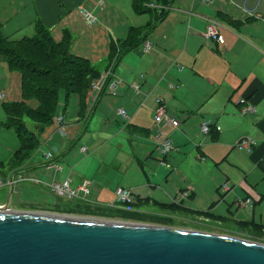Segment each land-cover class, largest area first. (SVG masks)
<instances>
[{
    "label": "crops",
    "instance_id": "crops-1",
    "mask_svg": "<svg viewBox=\"0 0 264 264\" xmlns=\"http://www.w3.org/2000/svg\"><path fill=\"white\" fill-rule=\"evenodd\" d=\"M131 1L128 7L120 0L122 6L113 10L111 0H105L104 9L97 7L96 0H0V33L15 35L26 28L35 33V23L40 22L59 40L64 31L74 32L76 8L86 5L102 25L101 30L98 27L90 31L92 40L87 52L94 57L98 40L101 44L104 39L108 41L100 54L107 57L98 66L102 71L111 41L125 38L129 27H143L149 22L148 14L133 11ZM165 9L166 15L145 33L144 42L128 50L111 70L117 86L115 95H100L88 117V99L84 116L78 100L77 108L64 121L66 134L60 137L54 124L39 147L49 145L54 157L61 160L63 150L79 141L83 156L73 161L66 178L71 186L86 182L90 193L77 201L107 206L113 202L115 189L125 187L134 197L133 213L168 208L174 203L208 213L194 215L234 228L221 229L225 234L262 240L254 233L264 234V190L259 188L260 177L264 183V1L170 0ZM208 21L216 22L222 44L204 37ZM146 42L148 49L144 47ZM0 71L6 77L13 70L0 61ZM132 83L138 85V90ZM169 84L175 88L170 89ZM0 90L6 92L4 87ZM157 98L162 99L165 112L179 121L176 127L166 123L156 126L153 115ZM243 104L255 105L256 111L240 113ZM121 109L125 116L120 114ZM63 115L65 120L66 111ZM205 120L212 125L208 135L200 132ZM57 136L63 142H53ZM242 136L255 141L250 154L234 148ZM164 137L173 145L166 156L158 149ZM58 146L64 147L60 154ZM18 147L7 163L0 161V186H11L14 174L9 172V164ZM83 147L86 151L81 150ZM30 157L13 169L23 178H37L30 172L44 166V161L35 163ZM87 159V170L79 172L77 167ZM95 160L96 168L89 174ZM22 182L30 184L26 180L14 184ZM225 182L230 186L228 191L221 188ZM40 186L46 187L44 183ZM183 191L190 192V196L182 197ZM108 194L110 198H104ZM101 195L108 202L98 201ZM246 197L252 198L254 205L238 217L217 212L224 204L218 200L232 204ZM243 227H248L250 233L241 232L248 230Z\"/></svg>",
    "mask_w": 264,
    "mask_h": 264
},
{
    "label": "water",
    "instance_id": "water-1",
    "mask_svg": "<svg viewBox=\"0 0 264 264\" xmlns=\"http://www.w3.org/2000/svg\"><path fill=\"white\" fill-rule=\"evenodd\" d=\"M11 188L0 206V264H264V243L231 235L13 211Z\"/></svg>",
    "mask_w": 264,
    "mask_h": 264
},
{
    "label": "trees",
    "instance_id": "trees-1",
    "mask_svg": "<svg viewBox=\"0 0 264 264\" xmlns=\"http://www.w3.org/2000/svg\"><path fill=\"white\" fill-rule=\"evenodd\" d=\"M169 2L170 0L131 1L133 11L137 14H148L149 22L143 27L131 26L125 38L111 41L110 54L104 71H101V67L93 64L90 59L72 52L73 38L69 31H64L61 38L55 40L50 29L40 22H36L35 33L31 37L22 36L10 39L11 37L0 33V61L5 62L9 70L17 71L20 75L22 99L1 104L6 118L5 122H0V127L14 131L19 141L14 158L22 156V159L11 161L13 165H21L39 147L41 142L39 135L48 126L53 129L56 124L57 132L59 127L55 121L57 115H62L64 124L63 114L67 110L68 100L71 96L76 95L79 98L80 109L84 116V109L88 106L86 99L90 105L94 104L99 96H95L91 91L94 80L100 78L106 70L113 69V64L115 65L128 50L135 48L140 42L143 43L145 33L151 31L153 26L166 15L165 7ZM95 3L99 9L105 8L104 1L102 5L98 3V0ZM86 9L96 17V22L93 25L98 24L97 15L89 7ZM28 100H34L35 106L30 105ZM24 117L34 122L33 130L26 126ZM189 193L188 196H190ZM69 201H72L73 205H68V207L55 205L53 207L57 210L70 209L72 213L77 214L96 213L95 215L98 216H108L109 212L116 210L125 212L118 208L112 209L109 206L90 205L89 203L76 202L77 200ZM169 207L191 212L190 209L174 203ZM192 212L205 214L202 211Z\"/></svg>",
    "mask_w": 264,
    "mask_h": 264
},
{
    "label": "rangeland",
    "instance_id": "rangeland-1",
    "mask_svg": "<svg viewBox=\"0 0 264 264\" xmlns=\"http://www.w3.org/2000/svg\"><path fill=\"white\" fill-rule=\"evenodd\" d=\"M103 1L105 2V0H103ZM111 2L113 4V10L116 8H120V6H122L120 4V0H111ZM124 2L127 4L128 7L130 6V0H123V3ZM105 6H106V3H105ZM85 7L88 8V6H86V5H85ZM76 11H77V13H79V10L77 8H76ZM77 13L75 12L76 18L74 17V19H73V24L76 25L73 28L74 32H72V33L70 32L71 36L73 38V45H74V48H71L72 52L74 54L86 57L88 59L90 58V60L93 64H95L96 66H101L103 64L104 59L107 58L105 54L100 55L101 50L108 47L107 39H104L102 44H101L100 40H98L97 47L94 48V50L96 49L98 51H97V53L95 52L96 54L94 55V57H92L87 51L89 50V48L91 46V40H92V35H91L90 31L92 29H95L98 27L101 30L102 25L98 23V24L93 25V26H87L83 22L82 16L80 15V13L79 14H77ZM146 17H147V15H146ZM76 19H77V22H76ZM30 32H32V31H28V28H26L23 33H16L15 35H11L12 34L11 33L8 35H10L9 36V37H11L10 39H17V38L22 37V36H27V37H31V35L33 36L34 33H30ZM58 38L60 39V36ZM113 67H114V64H113ZM19 77H20V75L16 71H12V73H10L6 77L4 76V72L0 71V88L4 87L6 90V92H4L3 90H0V91H3L5 93V98L3 99L2 102H0V122H5V118H6L1 104L6 103V102L20 101L22 99L21 98V89H20ZM112 78H113L112 75L108 76V78L106 79V83H108L110 81L115 82ZM97 80H100V78H97L94 81H97ZM91 91L93 94H95V96L96 95L100 96L106 92L110 93L111 95H115V93L112 94L107 88L98 90V89H95L92 87ZM78 100H79V98L76 95L71 96L70 99L68 100V107L66 110V118H65L66 122L68 121V118H69L68 113L71 115L74 112V110L77 108ZM60 101H61V99H60ZM27 102L32 106H35V104H36V102L34 100H28ZM92 106H93V104H90L89 108L87 109V113H86L87 117L90 114ZM154 113H155V110H154ZM166 115H168V114L166 113ZM168 116H170V115H168ZM153 117H154V115H153ZM23 119H24L26 126L30 130H33L34 125H35L34 122L27 117H24ZM155 123H157L156 124V126H157V125H162L166 122L161 121V122H155ZM166 124H168V123H166ZM49 130H50V126H48L42 132V134L39 135L41 141L48 135ZM200 132H201V130H200ZM65 134H66V131L64 132V135ZM202 134H204V133H202ZM204 135H208V134H204ZM60 137L57 136V138L53 142H57V143L63 142V140ZM67 137L65 138V140L68 142ZM242 137H244V136H242ZM161 141L163 142L164 140L162 139ZM78 142L75 144L74 147H71L70 149H68V147H66L63 150V151H65V155L61 157V160L60 159L57 160L58 156L55 157L56 163L58 165H61V167H62L63 171L61 172V174L55 173L53 169L49 168V165L52 164L54 162V160L45 159L42 156V152L44 153L47 150H51L54 154L55 152H54V150H52V147H50L49 145H45V144H42L41 147H37L36 152L32 153L30 160L32 159V162H35V163H38V162L42 163L44 161L43 162L44 166L38 167L37 169H33V172H30V175H34L35 177L39 178L44 184H50L52 182V180H54V179L57 181L62 180V179H66V175H68L69 169L74 166L73 161L76 158H79L80 155H82L79 152V149L81 147H80V143L78 144ZM18 146H19V141H18L14 131L12 129L0 127V161H4L5 163H7L8 160L10 159V157L13 155V151ZM62 148H64V147L58 146L56 148V151L60 154V152L62 151ZM158 149L161 150L160 145H159ZM236 150L239 151L238 149H236ZM242 153H244V152H242ZM250 153H245V154H250ZM166 155H164V156H166ZM89 156H91V154ZM63 158H65V159L63 160ZM199 158L202 159L203 157L201 156ZM19 159H22V156H17L15 158V160H19ZM88 159L83 161V163L79 167H77V170L79 172H85L87 170ZM95 159L96 160L98 159L97 155L95 156ZM96 160H95L94 164L92 165V167L90 168L89 174L96 168ZM161 162L163 164H165L164 161H161ZM209 164L210 163L208 162L205 165V167H208ZM9 165H10L9 168L12 167L9 172L14 174L13 180L15 182V179H18L22 173L13 170L16 167L15 165H13V163H10ZM262 180H263V177H260L259 178L260 190H264V183L262 182ZM11 187H12L11 188V190H12L11 204H12L13 211L38 212V213L51 214V215H62V216H66V217H80V218H91V219L115 220V221H125V222H132V223H141V224L143 223V224H150V225L175 227V228H179V229L199 230V231L224 234V235H228V234H225L226 232L221 231V229H223V228L224 229H230V230L234 229L232 226H228L229 228H225L226 226L220 225L221 221H218L216 219H213V218L209 219L207 217H203V218L198 217L197 215H194L195 213L192 212L193 211L192 209H190L191 212H189V211H185V210H181V209H174V208H170V207H168V208H159L158 207L156 209H152L150 211L146 210V212H141V213H133V211L132 212H126V211L122 212L120 210H116V211L109 212L110 214L108 216H98V215H95L96 213H94V214H77V213H72L70 211V209H59V210H57L55 207H53L55 205L68 207V205H73V202L64 200L61 197H57L56 195H54L53 193H51L49 191L48 186H46V187L40 186L41 187L40 188L39 186L31 185V183L30 184H27V183L24 184L22 182V183L12 184ZM9 189L10 188H8L6 185L0 186V206L4 205V202L7 198ZM204 190H205V193L207 194V197H208L207 183L204 186ZM199 195L202 196L201 191H199ZM216 195L218 196V193ZM102 198H103V195L100 196L98 201H103ZM104 198H110V195L108 194V195L104 196ZM246 198H248V197H246ZM251 200H253V199L251 198ZM218 201L220 203H224L221 207H219L217 209V212L222 213V214L227 213L230 215V214L234 213L238 217L239 214L242 213L243 211L251 209V207L249 205L246 208L237 207L235 205L236 199L233 201L232 204H229L228 201L223 202L222 199H220ZM76 202H81V201H76ZM103 202H108V201H103ZM107 206L111 207L112 209H116V208L112 207L111 204H109ZM151 208H153V207L149 206V209H151ZM228 211H230V213ZM243 228H248V227H243ZM223 232H225V233H223ZM241 232L250 233V230L248 228L247 231H241ZM254 235H255V237L262 238V240L261 239L260 240H252L246 236H242V237L245 239L252 240V241L264 243V234L263 233L257 232V233H254ZM235 237H238V236H235ZM242 237H240V238H242Z\"/></svg>",
    "mask_w": 264,
    "mask_h": 264
},
{
    "label": "built area",
    "instance_id": "built-area-1",
    "mask_svg": "<svg viewBox=\"0 0 264 264\" xmlns=\"http://www.w3.org/2000/svg\"><path fill=\"white\" fill-rule=\"evenodd\" d=\"M203 2H209V0H202ZM259 1H264V0H257ZM98 3L100 5L103 4V0H98ZM78 10L80 15L82 16L83 22L91 26L96 22V17L85 8V6L80 5L78 6ZM204 37L206 39L213 40L216 43L222 44L223 39L222 37L218 34L217 32V26L215 21H208L205 29H204ZM144 47L148 49L149 43L146 42L144 44ZM108 76H111V69L106 70L105 72L102 73V76L100 77V80L94 81L92 83V87L98 90L107 88L112 94L115 93L116 89V83L113 81H110L106 83V79ZM132 86L138 90V85L135 83H132ZM168 87L170 89L175 88L174 84H169ZM5 98V93L3 91H0V102ZM256 111V107L253 104H244L240 107V113L242 114H250L254 113ZM120 114L125 116V111L123 109L120 110ZM55 121L59 124V127L57 128V132L61 135L64 136V124H63V117L61 114L57 115L55 117ZM154 121L155 122H161L164 121L168 123L172 127H176L179 124V121L171 116L166 115L165 113V105L163 104V101L161 98L156 99V108H155V113H154ZM157 124V123H156ZM214 128L218 129L217 125H213ZM212 128V125L209 123V121H203L200 126V130L204 134H209L210 130ZM163 142H160V147L161 150L160 153L162 155H166L169 151L173 149V145L171 140L168 137L163 138ZM255 146V141H253L250 137H242L237 143L235 144L234 148L238 149L241 152L244 153H250ZM82 151H86V148H82ZM43 157L45 159H52L54 162L49 165L50 169H53L55 173H60L61 172V165H58L55 161L54 154L51 150H47L43 153ZM26 180V182L31 183L34 186H40L43 182L37 178H23L21 175L18 179H15L16 181H22ZM14 184V180L9 181V185ZM48 186V189L51 193L56 195L57 197H61L64 200H76V199H85L86 196L89 195L90 193V187L86 182H82L77 186H71L70 181L68 178L62 180V181H57V180H52L50 184H45ZM230 186L225 182L222 184L221 188L224 191L230 190ZM188 191H183L182 197H187L188 196ZM134 197L130 191L129 188L125 187H117L114 191V199L113 202L111 203V206L114 208H119L123 211L126 212H131L134 211ZM235 205L237 207H242L246 208L248 205L252 207L254 205V201L251 200V198H244V199H237L235 201Z\"/></svg>",
    "mask_w": 264,
    "mask_h": 264
},
{
    "label": "flooded vegetation",
    "instance_id": "flooded-vegetation-1",
    "mask_svg": "<svg viewBox=\"0 0 264 264\" xmlns=\"http://www.w3.org/2000/svg\"><path fill=\"white\" fill-rule=\"evenodd\" d=\"M5 201H6V200H5ZM4 203H5V202H4ZM11 209H13V208H12V204H11Z\"/></svg>",
    "mask_w": 264,
    "mask_h": 264
}]
</instances>
